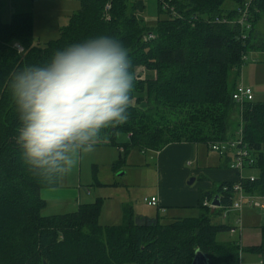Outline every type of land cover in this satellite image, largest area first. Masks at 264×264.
Returning <instances> with one entry per match:
<instances>
[{
    "label": "trees",
    "instance_id": "obj_1",
    "mask_svg": "<svg viewBox=\"0 0 264 264\" xmlns=\"http://www.w3.org/2000/svg\"><path fill=\"white\" fill-rule=\"evenodd\" d=\"M77 1L78 9L60 29L58 39L46 43L44 50L49 53L97 34L113 36L128 49L135 79L128 119L103 129L96 143L121 149L117 165L131 148L159 152L172 144L206 146L233 136L237 125L232 129L228 118L239 107L232 100L236 83L231 76L246 53H264V35L252 32V25L244 35V28L235 23L246 0H157L166 17L157 19L154 29L139 24L128 0ZM228 2L235 8L225 9ZM107 4L109 20L104 12ZM163 4L176 16L164 10ZM256 9L264 13V0L251 2L249 20ZM5 29H12L16 36L26 30L32 36L31 15L23 11L11 16L8 24L0 22V40L6 37ZM150 35L153 38L145 41ZM1 51L0 47L5 76H0V213L16 219L0 221V264H191L196 250L210 264H238L239 247L216 240L217 233L232 226L215 222L221 210L212 212L202 206L204 199L215 195L221 207L229 206L234 182L201 190L198 217L176 218L166 224L161 223L159 213L134 218L124 210L122 224L103 227L97 221L98 201L79 205L74 213L41 216L40 191L55 187L57 178L41 182L27 171L15 140L14 105L2 86L22 67L20 61L25 64L33 53L24 47L25 52L14 58L16 54L7 57ZM137 71L154 77L140 78ZM241 118L243 139L257 171L254 181H245L244 188L248 194L264 196V104L245 102ZM118 134H126L127 141L118 143ZM260 235L256 251L264 264V226Z\"/></svg>",
    "mask_w": 264,
    "mask_h": 264
},
{
    "label": "rangeland",
    "instance_id": "obj_2",
    "mask_svg": "<svg viewBox=\"0 0 264 264\" xmlns=\"http://www.w3.org/2000/svg\"><path fill=\"white\" fill-rule=\"evenodd\" d=\"M128 1L135 8L139 24L146 29H154L157 19L166 17L165 14L160 13L157 0ZM224 8L234 9L235 5L228 2L224 5ZM77 9V0H0L1 23L8 24L11 16L21 14L23 11L31 15L32 22V36L27 34L26 30L18 36L12 33V29L2 30V32L6 31L7 33L6 37L0 40L2 54H16L14 58H18L20 54L25 52V47L33 55L25 64L20 61L22 67L26 64L44 62L51 54V52L48 53L44 50L46 43L58 39L60 29L67 25L69 17ZM254 15V18L250 20L249 15L247 22L241 27L244 28V35H248V30L251 29L250 25L253 28L252 32L264 35V13L256 9ZM226 24L232 25L229 21ZM6 56L8 57V55ZM1 67L0 76H5L1 72ZM137 76L143 79L154 77L153 73L148 72H139ZM9 79H6L2 86L4 87L3 94H7V98L11 99L8 91ZM232 79H235L236 85L241 84L251 89L254 103L264 104V53H246L243 63L231 76ZM236 117H242V110L234 111L229 116L228 125L232 129L243 120ZM242 125L244 127V124ZM235 131L236 129L233 134ZM230 132L231 129L229 128V134ZM233 137L234 135L232 137L228 136V138ZM127 139L126 134L117 135L118 143H124ZM116 152L115 147L95 146L94 151L84 155L70 173L57 177L56 185L58 184L62 189L73 191L75 196L68 199L46 197L40 215L48 217L76 212L79 204H90L98 201L99 214L97 221L103 227L122 224L124 210L131 212L134 218L154 217L159 213L162 217V224L169 223V221L176 218L198 217L200 210L197 207L177 208L175 206L176 208L164 209V212L161 213V209L150 207L143 200H149L151 196H155L157 186L164 193L176 192L179 196L187 197L192 188L198 183L199 178L203 177L204 180L208 178L212 168H216L220 163V168L226 169L223 158L216 152L210 151L203 144L197 145L196 158L193 155L190 162L182 164L184 169L198 172L193 176H185L184 173L179 172V165L174 160H171L170 163L167 161V167L161 163L162 169H160L157 154L149 151L140 153L143 161L118 164L117 169H113L111 157ZM136 163L140 166L135 169L134 165H137ZM256 174L257 171L253 168L244 169L241 173L242 179L256 176ZM190 179L195 180V182L193 181L191 185H188ZM178 199L181 198L178 197ZM238 216H240V226L236 224ZM11 218L16 219L14 215L9 216L0 213L1 222H11ZM215 222L219 225L229 226L230 224L232 227H238L233 232H230V230L221 231L216 235L217 242H231L239 247L238 264H260L261 257L256 248L261 245L262 241L260 227L264 225V212L244 203L240 215L231 213L226 219L216 215ZM114 236V234H111L112 238Z\"/></svg>",
    "mask_w": 264,
    "mask_h": 264
},
{
    "label": "clouds",
    "instance_id": "obj_3",
    "mask_svg": "<svg viewBox=\"0 0 264 264\" xmlns=\"http://www.w3.org/2000/svg\"><path fill=\"white\" fill-rule=\"evenodd\" d=\"M128 49L97 34L14 71L8 91L23 164L41 182L70 173L101 131L128 119L135 79Z\"/></svg>",
    "mask_w": 264,
    "mask_h": 264
},
{
    "label": "built area",
    "instance_id": "obj_4",
    "mask_svg": "<svg viewBox=\"0 0 264 264\" xmlns=\"http://www.w3.org/2000/svg\"><path fill=\"white\" fill-rule=\"evenodd\" d=\"M145 1V0H142ZM253 0H246V3L243 6V9L239 11V18L235 22L240 27L244 26V24L248 20L249 16V6ZM163 9L168 10L171 12L172 16H176L173 9H170L166 4H163ZM109 10V5L107 4L104 8L105 12V19L109 20V16L107 12ZM215 22L219 23L218 20H214ZM220 23H226V21H220ZM228 23V22H227ZM153 36H148L144 40L148 41L152 39ZM232 100L235 102L238 107L239 111L242 110V105L245 102H252L253 95L251 89L249 87H245L240 85H236L234 93L232 94ZM241 120V118H238ZM237 131V132H236ZM235 133L233 134V138H227L223 141H217L213 143H209L206 145L210 151L216 152L221 157L229 156L228 159V167L231 171L236 174L237 180L233 183L231 187V201L229 206L221 207V199L218 196L219 207H215L211 205V200L204 199L202 202L203 207H207L212 212H216L221 210L222 218H228L229 214H236L240 215L241 209L244 203H247L250 206H254L258 208L261 212H264V196H260L258 194H248L244 188L245 181H254V176L242 179V171L244 169H251L254 166V159L250 152L248 151L244 139H243V125L242 121L237 125ZM236 135V136H235ZM222 191H227V187H223ZM144 203H146L150 207L156 206V199L150 198L149 200L144 199ZM223 209V210H222ZM236 224L240 226V216L237 217ZM235 228L238 227H231L230 232H233Z\"/></svg>",
    "mask_w": 264,
    "mask_h": 264
},
{
    "label": "crops",
    "instance_id": "obj_5",
    "mask_svg": "<svg viewBox=\"0 0 264 264\" xmlns=\"http://www.w3.org/2000/svg\"><path fill=\"white\" fill-rule=\"evenodd\" d=\"M252 102H254V98ZM197 145L199 144H188V143L172 144V145L165 147L163 150L159 152H155L157 154L156 157H157L159 168L162 169V164L165 167H167V161L170 163L171 160H174V162L179 165V172L184 173L185 176H190V175L193 176L197 174L198 173L197 171H188L187 169H184L182 167V164H184V162H190L193 155L195 156V158L197 157V152H196ZM95 146L114 147V146H109V145H95ZM120 150L121 149L116 148V151H117L116 154H114V156L111 157L113 169L114 168L117 169L116 166H118L117 161H118V154L119 152H121ZM135 151H137L138 153H136ZM143 152H148V150L143 151ZM143 152L138 151L136 148L129 149L128 153L124 157L123 163L126 164L127 162L132 163V161L134 162L143 161V159L141 158L142 156L140 154ZM149 152H152V151H149ZM221 158H223L222 160H224L223 162L226 166V169L220 168V163L216 168H212L211 172L209 173L208 178H205V180L203 177L199 178L198 183L192 188L190 194L187 195L188 198L186 196H179L176 192H167V193L165 192L164 193L162 190H160V187L157 186L156 195L150 197V198L156 199L155 207L157 209H161V213L164 212L163 211L164 209H168V208L171 209V208H176V207L177 208L178 207H189V208L197 207L198 200H199V193L201 190L212 189L215 186L219 185L220 183H224V182H235L237 180L236 174L233 171H231L228 167L229 156L221 157ZM136 164L137 165H134L135 169L137 168V166H140L138 163ZM74 196L75 194L73 191L62 189L58 186V184L53 188H50V189L46 188L40 191V197L44 201V203H45L46 197L47 198L68 199ZM178 197L181 199H178ZM84 204H89V203H84ZM79 205H83V204H79ZM74 212L75 211L71 213H74ZM65 214H70V213H64L63 215ZM51 216H55V215H51ZM122 219H123V216H122ZM260 264H261V258H260Z\"/></svg>",
    "mask_w": 264,
    "mask_h": 264
},
{
    "label": "water",
    "instance_id": "obj_6",
    "mask_svg": "<svg viewBox=\"0 0 264 264\" xmlns=\"http://www.w3.org/2000/svg\"><path fill=\"white\" fill-rule=\"evenodd\" d=\"M193 181H194L193 179H190L187 184L191 185ZM211 205L215 207H219L220 204L218 201V195L212 197ZM191 264H210V262L203 253H201L199 250H196Z\"/></svg>",
    "mask_w": 264,
    "mask_h": 264
}]
</instances>
